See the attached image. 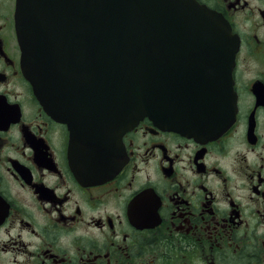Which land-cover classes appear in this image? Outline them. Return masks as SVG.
I'll use <instances>...</instances> for the list:
<instances>
[{
  "label": "flooded vegetation",
  "instance_id": "af4514ba",
  "mask_svg": "<svg viewBox=\"0 0 264 264\" xmlns=\"http://www.w3.org/2000/svg\"><path fill=\"white\" fill-rule=\"evenodd\" d=\"M195 1L237 42L232 124L200 141L143 118L120 170L85 181L25 76L16 0H0V264H264V0Z\"/></svg>",
  "mask_w": 264,
  "mask_h": 264
},
{
  "label": "water",
  "instance_id": "95a60500",
  "mask_svg": "<svg viewBox=\"0 0 264 264\" xmlns=\"http://www.w3.org/2000/svg\"><path fill=\"white\" fill-rule=\"evenodd\" d=\"M15 26L25 76L68 125L85 181L119 170L121 136L145 117L200 141L234 119L236 41L194 0H16Z\"/></svg>",
  "mask_w": 264,
  "mask_h": 264
}]
</instances>
